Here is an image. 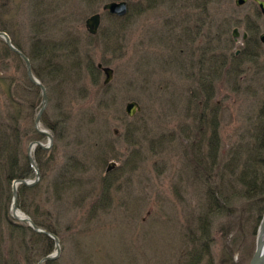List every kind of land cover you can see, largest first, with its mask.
I'll return each mask as SVG.
<instances>
[{
  "label": "rangeland",
  "instance_id": "rangeland-1",
  "mask_svg": "<svg viewBox=\"0 0 264 264\" xmlns=\"http://www.w3.org/2000/svg\"><path fill=\"white\" fill-rule=\"evenodd\" d=\"M109 1L0 0V23L8 26L6 32L24 51L30 52L37 38L66 44L79 41L77 48L70 45L79 49L78 55L61 58L77 81L68 96L61 97L62 106L71 112L68 127H58L61 138L57 139L49 122L43 121L44 115L48 121L60 118L52 83L42 126L54 139L49 149L34 152L41 173L38 184L50 197L47 215L60 239L59 264H186L193 251L205 256L202 264H225V257L226 264H249L263 218L252 203L261 192L253 188L246 198L244 184L222 168L228 169L232 146L255 144L257 114L264 99V55L259 66L242 63L241 76H231L227 68L231 55L242 52L244 31L258 38L264 33V14L254 0L241 6L235 0H126L131 4L129 12L116 20L103 11ZM96 12L105 14L97 35H91L85 21ZM199 15H207L202 24ZM236 27L241 34L235 40ZM215 56L227 65L213 70L210 59ZM7 60L17 77L16 61ZM99 63L114 69L108 84ZM92 65L100 71L98 82ZM201 80L206 81V90ZM5 91L2 85L3 101ZM208 93L213 95L208 118L214 114L218 118L220 143L217 157L209 158L208 171L199 176L191 143ZM130 101L141 107L134 116L126 113ZM40 108L41 102L35 117ZM38 134L47 144L49 138ZM211 134L212 128L205 136ZM31 142L25 145L27 155ZM204 142L208 156L209 143ZM71 161L85 169L76 172L81 176L79 184L61 189V200L55 181ZM112 161L117 166L107 173ZM105 176L112 185L110 197L103 189ZM27 178L34 179L35 174ZM214 189L220 195L215 202ZM101 197L109 205L95 210L98 202H94ZM212 203L234 212L226 214L220 206L213 214ZM17 240L4 241L1 247L23 259L25 250ZM30 244L34 253L35 244L31 240Z\"/></svg>",
  "mask_w": 264,
  "mask_h": 264
},
{
  "label": "trees",
  "instance_id": "trees-1",
  "mask_svg": "<svg viewBox=\"0 0 264 264\" xmlns=\"http://www.w3.org/2000/svg\"><path fill=\"white\" fill-rule=\"evenodd\" d=\"M122 19L123 18H117L116 20ZM7 28L8 26L6 24L0 23V30L7 31ZM107 34H109V36L113 34V30ZM231 39L234 41L233 38ZM14 44L24 51L16 42H14ZM70 45L77 48L79 41L71 40V42L66 44V42L53 43L47 42L43 38H37L30 52L24 51L32 62L35 75L45 84L47 90L49 91V85H52V83L57 89L55 94L59 102L58 116H60V118L56 117L53 121H48L46 115L43 117V121L49 122L47 124H50L49 126L52 127L57 139L61 138V131L58 132V127L63 130L64 127H68V122L70 121L71 112L65 110L64 105L62 106L63 100L68 96L69 91L74 88L72 87L69 89V87L77 82L73 80V69L66 66L61 60V58L67 57L74 58L72 53L78 55L79 49H72ZM263 47L264 45L260 39L250 33L248 39L244 41L241 54L237 56L236 52H234L231 55L227 73L231 74V76H239L244 73L241 66L242 63L245 64L247 61L255 62L259 66L261 58L263 57L262 55H264L262 51ZM64 53L65 56L62 57ZM204 56L206 57L205 54ZM10 57L17 63L16 67L19 72L17 77L10 72V61L7 60L10 59ZM204 60L207 61L205 58L203 61ZM210 60L213 61L210 65L213 70L214 67H219V65L221 67L222 65L224 67L227 65V62L223 61V59L218 56ZM220 60L222 62H220ZM204 65V63H201V70H204ZM263 65L264 64H262L261 67H263ZM90 69L91 73L96 78L95 80L98 82V78L100 77L99 69L95 65H92ZM206 76L207 75H202L201 77L206 78ZM262 78L264 79V76ZM201 84L204 90L208 88L205 80H201ZM2 85L5 86L6 96L4 101L0 99V264H35L42 257L50 254L54 250V240L47 235L34 231L28 224L15 221L11 216L10 208L12 203V182L15 179L27 178L34 174L25 152V145L28 141L39 139V134L35 129L34 123L36 106L41 102L42 94L40 88L30 81L23 59L13 52L3 39H0V88H2ZM48 95H50V93ZM212 98L213 95H209L208 93L205 99V109L200 113L197 121L198 125H196L194 129L196 130V136L191 143L192 159L196 163L195 171L199 172V176L204 171H208V167H210V165H208L209 158L215 159V156L217 157L220 143L218 118L215 114L213 116L211 115V118H208V114L210 115L213 112L210 111L213 110L212 105H209ZM206 114L207 117H205ZM257 121L259 126L256 128L257 133L253 135L255 144L251 147L246 143H237L232 146L233 148L231 147L229 150L228 169L222 168V170L232 176L234 180L237 179L239 183L242 182L244 184L246 188L244 191L246 198L251 197L253 188H257L258 191L256 192H261V194H259L260 196L257 197L259 199L252 203L254 204L255 211H258L259 218H261L264 212V183H262V181L264 182V99L261 108L258 110ZM211 128L212 134L207 138L205 135ZM190 136L191 131L189 133V137ZM204 140L209 143L208 148L210 152L208 156L205 155V150L207 148L204 147ZM37 148L40 153L42 150H40V147ZM81 164L82 163L78 162L74 164V162L71 161L63 165L62 170H60V175L55 181V186L57 187L55 193L57 192L56 195L61 198V200L63 196L60 194L63 187L74 188V185L79 184L81 181V176L78 177L76 174V172L81 171L80 169H85ZM42 167L44 169V162L42 163ZM211 167H214L213 164H211ZM259 182L261 186L258 184ZM103 184V189L107 191V197H110L112 185L108 177H104ZM57 189H59V191ZM74 192L73 189V193ZM218 193L219 192L214 189L212 193L214 202L215 199L220 196H217ZM48 202H50V197L46 191H43L42 184L39 183L32 187L24 184L19 185V206L31 216L38 226L58 234V231H56V228L47 215L48 206L46 204ZM94 204L96 205L94 207L95 210L105 209L109 205L108 200L103 197L95 200ZM220 206L223 205L212 203L213 214L216 209H218V211L220 210ZM231 209L232 208L228 209L225 207L224 213L231 214L234 212V210ZM28 237H30V239H28ZM3 238L6 242L10 240H19V244L23 250H25L23 259H18L14 254H11V249L6 250L4 247H1V243L4 242ZM30 240L35 244L34 253L30 250V248H32ZM191 254L194 256L190 257L186 264H202V259L205 256L201 252L193 251ZM60 261L61 258L47 261L45 264H59L61 263ZM226 262L227 257L223 260V263L226 264Z\"/></svg>",
  "mask_w": 264,
  "mask_h": 264
},
{
  "label": "water",
  "instance_id": "water-1",
  "mask_svg": "<svg viewBox=\"0 0 264 264\" xmlns=\"http://www.w3.org/2000/svg\"><path fill=\"white\" fill-rule=\"evenodd\" d=\"M247 1L248 0H235L237 6L243 5ZM254 1H256L259 4L262 12L264 13V0H254ZM103 8L105 10H109V12H111L112 14H117L119 16H123L128 12V6H127L126 1H120V2L113 1V2L105 4ZM100 24H101V14L100 13H95L86 19L87 30L89 31V33L93 35L98 33ZM239 35H240L239 29L234 28L233 30L234 39H237ZM0 38L4 40V42L8 45V47L13 52L18 54L23 59L26 65L27 75L30 81L34 83L35 85H37L41 89V93H42V104L35 118V128L40 134L47 136L49 138V141L47 144L43 143L40 140H35L30 143L29 148H28V159L34 171L35 178L34 179L19 178V179L14 180L13 185H12L13 198H12L11 210H12V215L14 218L27 222L34 231L47 235L54 240L56 250L42 257L41 260L38 262V264H44L45 262L57 259L60 256L61 254L60 239L55 233L38 226L35 223V221L19 207L18 187L20 184H24V185L31 187V186L36 185L40 181L41 173H40V168L38 164L36 163V160L34 157V150L37 146L43 149H49L54 139L52 133L42 126V116L49 104L48 91H47L46 86L43 84V82L35 75L33 68H32V63H31L30 58L13 43L11 36L6 31H0ZM243 38L244 39L247 38L246 32H244ZM260 39L264 43V33L261 34ZM239 52L240 51H237V54ZM98 67L101 70H103V72L106 75L104 83L105 84L110 83L114 76V69L110 66H104L102 63H99ZM140 110H141V107L139 103L136 101H130L126 105V112L129 116H134ZM115 133H118L117 129L115 130ZM116 166H117V163L115 161H112L107 166L106 171L110 172ZM249 264H264V216L259 226L256 250Z\"/></svg>",
  "mask_w": 264,
  "mask_h": 264
},
{
  "label": "flooded vegetation",
  "instance_id": "flooded-vegetation-1",
  "mask_svg": "<svg viewBox=\"0 0 264 264\" xmlns=\"http://www.w3.org/2000/svg\"><path fill=\"white\" fill-rule=\"evenodd\" d=\"M205 1H207V0H205ZM257 3V2H256ZM127 4H128V8L130 9V3L129 2H127ZM144 5H146V4H144ZM259 6V5H258ZM202 7L204 8V9H206V7H207V4H206V2H203V5H202ZM259 9H260V7H259ZM260 11H261V9H260ZM105 13H108L110 16H111V18H114V19H117V18H119L120 16H116V15H114V14H111V13H109L108 11H104ZM105 13H102L101 15H102V17H101V21H102V18H103V16H104V14ZM205 13H207L206 11H205ZM205 17H207V15L205 16V15H199V19L200 20H202V22H199V24L201 23H204V21H203V19L205 18ZM205 22H207V21H205ZM206 24V23H205ZM201 28L203 27V25H199ZM189 29V28H188ZM188 33H189V31H188ZM179 42V41H178ZM177 42V43H178Z\"/></svg>",
  "mask_w": 264,
  "mask_h": 264
}]
</instances>
